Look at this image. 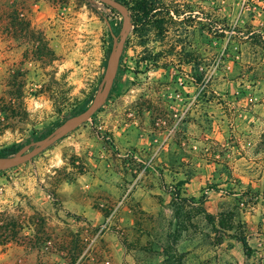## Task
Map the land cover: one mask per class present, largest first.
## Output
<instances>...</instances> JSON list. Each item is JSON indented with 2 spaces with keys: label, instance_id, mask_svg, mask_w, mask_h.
Wrapping results in <instances>:
<instances>
[{
  "label": "rangeland",
  "instance_id": "374dc122",
  "mask_svg": "<svg viewBox=\"0 0 264 264\" xmlns=\"http://www.w3.org/2000/svg\"><path fill=\"white\" fill-rule=\"evenodd\" d=\"M121 1L131 29L104 105L0 173V213L23 221L0 251L105 264L107 234L133 264H264V0H150L144 28ZM121 26L97 0H0V156L88 107Z\"/></svg>",
  "mask_w": 264,
  "mask_h": 264
},
{
  "label": "water",
  "instance_id": "95a60500",
  "mask_svg": "<svg viewBox=\"0 0 264 264\" xmlns=\"http://www.w3.org/2000/svg\"><path fill=\"white\" fill-rule=\"evenodd\" d=\"M100 3L110 7L122 17V26L117 45L112 49L106 63L105 72L96 93L86 109L82 112L66 119L47 137L28 146L22 152L9 156L0 157V172L7 171L21 165H24L49 147L65 138L80 126L86 124L104 105L111 92L113 82L118 72L120 59L123 53L124 45L131 29V21L127 8L116 0H97Z\"/></svg>",
  "mask_w": 264,
  "mask_h": 264
},
{
  "label": "trees",
  "instance_id": "16d2710c",
  "mask_svg": "<svg viewBox=\"0 0 264 264\" xmlns=\"http://www.w3.org/2000/svg\"><path fill=\"white\" fill-rule=\"evenodd\" d=\"M116 1H119L120 3H122L123 5L126 6V4L124 2H122L121 0H116ZM102 5L106 8H108L109 10H111L112 12H116L104 4H102ZM155 10L156 9L154 8L152 1H150V0H136L134 2L133 7H132V11L134 12V15L131 17V19H133L132 20L133 26H135V28L146 27L148 19L150 18V16H152V14L154 13ZM110 28L111 27H109V29ZM121 62H122V57L120 59L118 70L120 69ZM111 91H113V87H112ZM0 157H2V156H0ZM3 216H7L9 218V220L5 226H0V246L6 245L10 240L11 241L19 240L21 238V237H19V234L22 230V224H23V221L21 220L20 216H17V217L11 216V215H9L8 212L0 213V218H2ZM6 232H9V233H8V235L5 236V234H7ZM239 242L242 245L244 255L246 257H250L253 253V249L248 245L246 239L241 238V239H239Z\"/></svg>",
  "mask_w": 264,
  "mask_h": 264
},
{
  "label": "crops",
  "instance_id": "0c3cea01",
  "mask_svg": "<svg viewBox=\"0 0 264 264\" xmlns=\"http://www.w3.org/2000/svg\"><path fill=\"white\" fill-rule=\"evenodd\" d=\"M104 239L109 242L105 245L104 250H96V254H102L104 260H106L105 264H133L129 263L128 256L125 251L119 244H114L111 242L112 237H109L107 234L104 236ZM19 253V250L6 248L4 251H0V257L6 258L0 260V264H15L14 258Z\"/></svg>",
  "mask_w": 264,
  "mask_h": 264
},
{
  "label": "built area",
  "instance_id": "2783aa9c",
  "mask_svg": "<svg viewBox=\"0 0 264 264\" xmlns=\"http://www.w3.org/2000/svg\"><path fill=\"white\" fill-rule=\"evenodd\" d=\"M100 234H101V230L97 231L96 234H94L89 239L84 238V241L86 243L84 255H86L87 257L90 255V252L92 251L93 247L95 246L96 241L100 238ZM74 264H80V263L76 262Z\"/></svg>",
  "mask_w": 264,
  "mask_h": 264
}]
</instances>
